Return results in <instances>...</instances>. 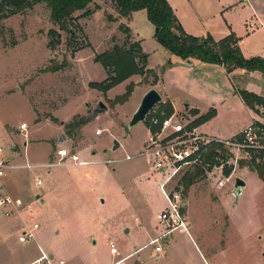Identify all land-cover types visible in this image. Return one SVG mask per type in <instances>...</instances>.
<instances>
[{
	"label": "rangeland",
	"instance_id": "rangeland-1",
	"mask_svg": "<svg viewBox=\"0 0 264 264\" xmlns=\"http://www.w3.org/2000/svg\"><path fill=\"white\" fill-rule=\"evenodd\" d=\"M171 1L195 32L216 40L234 34L246 59L264 58V0ZM88 9L90 15L79 12L69 23L74 41L51 21L45 4L0 22V159L8 164L0 196L21 202L0 207V264L38 259L40 245L55 254L56 263L115 264L148 244V231H164L157 217L169 206L161 190L168 175L141 155L149 143L146 124L129 128L152 86L173 104L171 116L191 125L200 118L186 114L185 105L200 117L214 111L204 123L212 135L230 138L257 120L264 125V110L253 121L222 68L200 61L178 67V58L166 56L161 48L155 51L160 46L150 23L136 19L129 26L112 0H95ZM130 27L155 48L148 68L159 80L135 75L102 93L96 85L109 76L96 57L114 46L133 45ZM51 30L60 33L55 49L49 48ZM55 68L60 70L51 72ZM237 84L241 88L242 81ZM128 87L133 92L127 102L115 104ZM259 95L264 97L262 91ZM82 119L89 122L68 128ZM23 123L27 128L21 131ZM115 141L120 147L114 151ZM59 149L77 154L79 161L57 165ZM248 157L235 151L228 162L207 166L187 194L180 182L190 168L175 175L166 192L182 194L190 236L176 232L171 236L174 248L157 253L156 245L147 246L125 264H264V182L249 166L241 168L242 161L250 162ZM237 177L247 188L236 204L232 190ZM227 178L231 180L219 188L218 182ZM34 225L39 226L34 239L20 242ZM126 227L131 228L128 234ZM206 249H213V261L206 258Z\"/></svg>",
	"mask_w": 264,
	"mask_h": 264
},
{
	"label": "trees",
	"instance_id": "trees-1",
	"mask_svg": "<svg viewBox=\"0 0 264 264\" xmlns=\"http://www.w3.org/2000/svg\"><path fill=\"white\" fill-rule=\"evenodd\" d=\"M95 0H1L0 1V22L8 20L14 16L23 15L31 11L36 5L45 4L51 13V21L57 25L60 31H68L71 41H74L75 35L69 29V23L74 20V17L79 12H84L83 16L90 15L89 7ZM107 1V0H99ZM120 17L129 19L134 13L145 11L147 20L153 27L154 38L157 43L163 47L171 55L180 58L182 61H200L206 64L223 66L226 71L231 74L237 69L245 70L246 72H260L264 76V59L256 57L246 59L238 45V38L231 34L228 37L215 41L211 36L198 38L188 35L175 13L170 6L168 0H112ZM129 29H126L128 31ZM49 35L52 40L49 43V48L55 49L60 45V33L56 30H51ZM130 47L114 46L108 52H105L96 57V62L107 71L108 79L99 85H96L102 93H107L116 86L127 81L135 75L152 76L157 83L159 80L158 74L154 70L147 69L148 55L144 53L140 42H134ZM167 66H164L166 69ZM60 68L51 69V72H57ZM233 83L236 87L237 95L243 103L253 112L258 113L259 109L264 110V97L255 93L240 88L238 78L233 77ZM133 92L132 87H128L123 96H118L115 99V104L127 102ZM162 111L166 117L174 113L171 104L163 105ZM263 114V113H262ZM215 115L211 111L205 116L200 117L191 127L200 126ZM89 121L82 119L79 122H73L68 128L76 129L85 126ZM146 127L156 133L159 128L151 127L149 121H146ZM258 124V123H254ZM235 151L222 144L211 145L206 153L203 154L202 160L198 165L192 166L186 171L181 179L180 184L184 187V194L196 183L199 178L204 175L205 168L211 165H221L232 159ZM264 159V155H263ZM250 167L252 172L257 173L258 177L264 182V160L260 163L255 160L249 163L241 162V168ZM232 172V167L226 168L225 174L229 175ZM179 191V190H178Z\"/></svg>",
	"mask_w": 264,
	"mask_h": 264
},
{
	"label": "built area",
	"instance_id": "built-area-1",
	"mask_svg": "<svg viewBox=\"0 0 264 264\" xmlns=\"http://www.w3.org/2000/svg\"><path fill=\"white\" fill-rule=\"evenodd\" d=\"M151 127L159 128L156 133L151 132L149 143L141 155H145L152 167L160 172L167 174L165 182L161 186L169 206L158 215V222L163 227L162 235L156 237L148 246L156 245V252H162L161 242L175 232H188L189 225L186 215L183 213L185 202L180 191L167 193L166 188L172 178L182 173L186 168L198 165L206 153L207 149L213 144H222L234 151L247 152L250 161L255 160L260 163L264 155V125L252 124L241 134L228 140L211 137L200 131L199 127H191L185 119L176 115L166 117L165 112L157 106L148 116L147 120ZM26 125L21 126V130H26ZM98 131L97 134H101ZM3 149L0 148V154ZM57 165L66 162H78L79 156L71 153L67 149L57 151ZM129 158V157H128ZM8 164L4 159H0V179L5 176ZM231 178L218 182V187L223 188ZM37 186H42V181H37ZM20 201H14L9 198L0 196V207L8 205H20ZM39 229L34 225L32 229L26 230L24 235L19 238L20 242L27 243L34 239V232ZM113 246V245H112ZM147 247V246H146ZM117 253L116 249L112 251ZM41 256L32 264H55L54 258L50 254L40 250ZM128 258L121 259L115 264H125ZM59 264H65L59 261Z\"/></svg>",
	"mask_w": 264,
	"mask_h": 264
},
{
	"label": "crops",
	"instance_id": "crops-1",
	"mask_svg": "<svg viewBox=\"0 0 264 264\" xmlns=\"http://www.w3.org/2000/svg\"><path fill=\"white\" fill-rule=\"evenodd\" d=\"M99 0H97V2H98ZM95 2V1H94ZM100 2V1H99ZM168 2H169V4H170V6L172 7V9H173V11H174V13H175V16L177 17V19L179 20V23L181 24V26L183 27V29H184V31L188 34V35H191V36H194V37H198V38H204V37H207V36H210L209 34L207 35V36H205V35H202V33L200 32V33H197V32H195V30H194V27H195V25H189L184 19H183V17L179 14V11H178V9H177V7L176 6H174L173 5V3H172V1L171 0H168ZM124 19V18H123ZM136 19H139V20H147V15H146V12L145 11H140V12H136V13H134L130 18H129V20H127V22H128V25L129 26H131V24H135V20ZM125 20V19H124ZM148 21V20H147ZM149 22V21H148ZM151 25V24H150ZM152 26V33H153V38H154V31H155V28L153 27V25H151ZM131 29H132V33L134 34L133 36L135 37V40H134V42H140V44H141V47H142V49H143V51H144V53L145 54H147L148 55V63H147V69H149L148 68V66H150V63H149V57H150V55H152V53L154 52V49L155 48H152V46L151 45H149L148 43H147V41H146V39L145 38H142V36L140 35V34H137L136 33V31H137V29L136 28H132V27H130ZM229 35H231V34H229ZM229 35H227L226 37H228ZM226 37H224V38H226ZM213 38V37H212ZM224 38H222V39H224ZM238 38V37H237ZM214 39V38H213ZM222 39H219V40H216V39H214L215 41H220V40H222ZM154 40H155V38H154ZM238 40H239V38H238ZM156 44H158L157 43V41L155 42ZM238 45H239V47H240V49H241V52H242V54H243V56H244V53H243V51H242V48H241V45H240V40H239V42H238ZM158 46H160L159 44H158ZM151 47V48H150ZM159 48H161V50L166 54V56H170L171 58H174V57H176V56H173V55H171L169 52H167L163 47H158V48H156L155 49V51H158L159 50ZM245 57V56H244ZM176 58H178V57H176ZM255 58V57H254ZM259 58H262V59H264L263 57H259ZM176 62H177V60L176 59H174ZM178 61L179 62H177V66L178 67H183V68H189V67H192V66H194L195 65V63L196 62H198V61H196V60H192V61H182L180 58H178ZM188 62H191L192 63V65L190 66L189 64H188ZM202 63V62H201ZM203 64H205V65H213V64H206V63H203ZM215 66H218V67H220V68H222L225 72H226V74H227V76L229 77V79H230V81H231V83H232V85L234 86V89H236V87H235V85H234V83H233V77H237L238 78V81H242V85H241V87L242 88H245V90H249V92H252V93H255V94H257V92H259V93H261V91H262V93H264V89H263V87H264V83L263 82H261V80H264V76H263V74H261L260 72H253V73H249V72H246L245 70H242V69H237V70H235L233 73H231V74H229L227 71H226V69L223 67V66H219V65H215ZM149 70H151V69H149ZM152 88L153 89H156L155 88V85L154 86H152ZM151 89V88H150ZM261 89H263V90H261ZM235 92H236V90H235ZM259 93L257 94V95H259ZM236 95H237V92L235 93ZM160 95L162 96V99H163V103H166V102H168L169 104H171L172 105V107H173V104L170 102V100L167 98V96H164L163 94H161L160 93ZM239 96V95H238ZM259 96H262V95H259ZM241 99V98H240ZM243 102V101H242ZM244 104V103H243ZM245 105V104H244ZM246 106V105H245ZM247 107V106H246ZM173 109L175 110V108L173 107ZM247 109L249 110V111H251L252 112V114H253V118H252V120L254 121V119L256 118V113L255 112H253L251 109H249L248 107H247ZM184 111H185V108H184ZM175 112H176V110H175ZM185 113L186 114H188V115H190V114H195V116L197 115V118H200V116H199V114H198V112L196 111V110H193V111H191L190 110V107H189V110L186 112L185 111ZM258 121V120H257ZM257 121L256 122H254V123H257ZM24 124V123H23ZM22 124V125H23ZM21 125V126H22ZM21 126H20V128H21ZM199 127V129H200V131L201 132H203V133H205V134H207V135H209V136H211V137H215V138H219V139H224V140H228V139H231V138H233V137H236L237 135H239V134H241L245 129H247L248 127H246L245 129H243V130H241V131H239L238 133H236L234 136H232V137H230V138H222L221 136H216V135H212V134H210L209 132H207V131H205V129H204V124H202L201 126H198ZM147 128V127H146ZM204 129V130H203ZM21 130V129H20ZM147 130H148V133H149V139H150V136H151V131L147 128ZM22 131V130H21ZM0 148H2L1 147V144H0ZM244 195V194H243ZM102 201V200H101ZM104 203V202H103ZM102 203V204H103ZM21 213V212H20ZM159 215V214H158ZM27 226V225H26ZM28 227V226H27ZM128 228V232H125L126 231V229ZM30 230V229H29ZM131 231V228H129V227H126L125 229H124V232L126 233V234H128V233H130V231ZM155 232H157V233H155ZM148 231V233L150 234L149 235V237L151 238V241L153 240V239H155L156 237H158V236H160V235H162V233H163V231L161 230V231ZM176 233V232H175ZM177 233H179V234H184V235H187L188 237L190 236V233H189V231L188 232H177ZM172 236V235H171ZM171 236H169V237H167L166 239H164L162 242H161V248L163 249V247H164V249H170V248H172L174 245V239H172L171 238ZM35 237V236H34ZM20 241V240H19ZM202 242H204L203 240H202ZM96 243H97V241L95 240V239H93V245H96ZM111 243V242H110ZM150 243V242H149ZM148 243V244H149ZM148 244H146V245H144L143 247H141L139 250H142V249H144L146 246H148ZM203 246V245H202ZM204 247H206V244L204 243ZM209 247V246H208ZM174 248V247H173ZM176 248V247H175ZM91 249V245H90V247L88 248V250H90ZM196 249L199 251V248H197L196 247ZM39 250H43V248H42V246L40 245L39 246ZM139 250H137V251H139ZM136 251V252H137ZM163 251V250H162ZM136 252H134V253H132V254H129V255H127V256H125L124 258H130L131 256H133V254H135ZM200 252V251H199ZM161 253V252H160ZM213 253H214V251H213V249H206L205 250V252H204V254H206L205 256H206V258L207 257H209V259L210 260H212L213 261ZM200 254L202 255V257H203V254L200 252ZM50 255H53V257H54V260H55V254L54 253H50ZM123 258V259H124ZM39 259V258H38ZM37 259H29V260H27V261H25L24 263H22V264H32L34 261H36ZM209 260V261H210ZM59 261H62V260H59ZM55 264H59V262L58 263H56V260H55ZM206 264H208V261H206Z\"/></svg>",
	"mask_w": 264,
	"mask_h": 264
},
{
	"label": "water",
	"instance_id": "water-1",
	"mask_svg": "<svg viewBox=\"0 0 264 264\" xmlns=\"http://www.w3.org/2000/svg\"><path fill=\"white\" fill-rule=\"evenodd\" d=\"M188 64L190 66L192 65L191 62H188ZM161 103H163V99L160 93L153 88L149 89L145 93L139 107L137 108L135 113L132 115L130 123H129V128L131 129L137 126L138 124H145L150 113ZM100 106L106 109L103 104H101ZM188 110H189V105H185V111L187 112ZM263 116H264V113H263ZM119 147H120V144L117 141H115L113 150L115 151L119 149ZM246 188H247V183L245 182V180L237 177L234 181V187L232 190V196L235 199L236 204L242 199ZM101 202L103 203L104 201L102 200ZM125 232H128V228L126 229ZM51 256L52 258H54L53 255Z\"/></svg>",
	"mask_w": 264,
	"mask_h": 264
}]
</instances>
